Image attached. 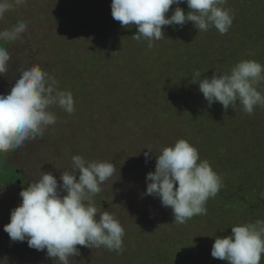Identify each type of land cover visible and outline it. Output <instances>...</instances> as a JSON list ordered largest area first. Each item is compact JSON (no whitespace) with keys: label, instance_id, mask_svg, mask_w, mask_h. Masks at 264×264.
<instances>
[{"label":"rangeland","instance_id":"374dc122","mask_svg":"<svg viewBox=\"0 0 264 264\" xmlns=\"http://www.w3.org/2000/svg\"><path fill=\"white\" fill-rule=\"evenodd\" d=\"M110 5L111 0H26L0 19V30L19 21L28 25L22 39L0 41L10 55L0 94L10 93L22 68L36 64L72 93L75 109L68 114L51 106L54 125L0 155V264H60L26 240L13 242L4 226L21 203V190L42 171L62 183L60 175L71 171L74 155L114 164L94 202L115 214L125 235L121 252L77 245L80 255L69 264H228L211 256L215 238L231 235L232 226L264 221V158L258 175L253 164L264 144V107L248 115L239 102L235 109L225 110L219 102L209 106L192 78L197 70L201 79L211 78L241 60L264 65V0H227L224 7L234 19L226 34L214 27L198 32L192 22L166 25L165 38L152 48L133 38L135 26L113 19ZM179 7L189 11L186 3ZM258 90L264 93V83ZM179 139L196 147L223 183L206 202L207 214L184 224L174 222L171 208L158 197L144 195L156 155ZM150 146L154 153L146 162ZM242 167V174L232 171ZM228 196L231 211L225 206Z\"/></svg>","mask_w":264,"mask_h":264},{"label":"clouds","instance_id":"9594fccd","mask_svg":"<svg viewBox=\"0 0 264 264\" xmlns=\"http://www.w3.org/2000/svg\"><path fill=\"white\" fill-rule=\"evenodd\" d=\"M26 0H0V19L15 5ZM186 3L189 11L179 7ZM227 0H111V15L122 27L133 25V38L148 41L164 39L162 26L192 22L198 32L214 27L226 34L232 26L234 13L224 7ZM172 5H177L166 18ZM27 22L19 21L10 29L0 30V41L22 39ZM249 55H254L250 52ZM10 55L0 46V75L9 70ZM196 71L193 83L211 106L219 102L225 110L235 109L237 102L243 111L254 114L256 106L264 107V93L258 90L264 83V65L256 60H241L229 71L216 70L211 78L201 79ZM58 105L68 114L74 112L70 91L61 90L58 81L39 65L22 68L10 93L0 94V155L35 141L44 130L56 123L50 107ZM144 152L146 162L154 153L151 146ZM115 166L107 161H86L80 155L72 157L71 171H62L58 184L51 172L42 171L41 178L29 183L19 193V206L11 210L10 223L4 231L13 242H24L30 248L44 251L60 264H69L79 256L77 245L88 248L101 246L109 251L123 250L125 229L114 213L102 211L94 196L109 180ZM78 174V175H77ZM144 195L158 197L163 207H170L174 222L184 224L196 215H206V202L223 187L222 178L207 160L200 159L198 149L185 139L163 147L156 155L155 171L146 175ZM211 256L228 264H260L264 256V221L231 227V235L216 237Z\"/></svg>","mask_w":264,"mask_h":264},{"label":"trees","instance_id":"16d2710c","mask_svg":"<svg viewBox=\"0 0 264 264\" xmlns=\"http://www.w3.org/2000/svg\"><path fill=\"white\" fill-rule=\"evenodd\" d=\"M234 120H236V117H234L233 118ZM240 127V126H239ZM241 128V127H240ZM236 132H239V129L238 130H236ZM241 140L242 139H240V143H241ZM262 149L260 150V152H259V154H258V158H257V162L256 161H254V167L256 168V171H257V175H258V171H262V166H261V164L263 163V159L262 158H264V144H263V147H261ZM242 154L244 155V156H246V157H248L249 156V153H248V151L247 150H244V151H242ZM236 159H234V161H235ZM244 170H245V168L244 167H242V168H240V169H236V168H232V171L234 172V173H236V174H242L241 172H244ZM217 172L218 173H221V171L220 170H217ZM256 175V176H257ZM257 184L258 183H256V186H257ZM225 199V206H227V210H230L231 211V203H230V200L232 199V197L231 196H228L227 198H224ZM168 245H169V243H168Z\"/></svg>","mask_w":264,"mask_h":264}]
</instances>
